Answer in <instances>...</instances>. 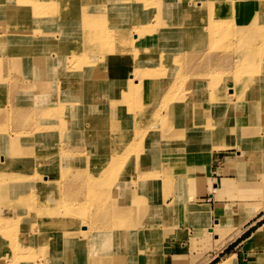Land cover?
Listing matches in <instances>:
<instances>
[{"label":"bare ground","instance_id":"6f19581e","mask_svg":"<svg viewBox=\"0 0 264 264\" xmlns=\"http://www.w3.org/2000/svg\"><path fill=\"white\" fill-rule=\"evenodd\" d=\"M214 1L217 2V5L213 3ZM241 2L239 4L244 9L243 14L234 16L233 24L242 28L246 27L249 30L257 27L260 32H264V0H243ZM223 3L224 0H201V3L199 0H0V28L5 31L0 32V43L3 41L6 43L7 38L18 35L19 44H27L14 48L15 52L24 51V53H31L30 56L33 54L36 60L34 62L32 58H29V62L37 70L30 73V76L33 77L31 79L33 85L25 86L27 91L33 90L36 93V98L40 94L42 99H45L44 111L48 108L46 118H41L36 122L32 121L24 127L17 124L14 129L16 132L14 137L7 134L0 140L3 153L0 154V170L5 167L11 169L10 173L3 172L4 176H0V181L34 180L39 185L36 191L43 194V180L40 179L46 175L45 172H48V168H54L53 164H55L57 168L61 169L71 159V153L75 152L74 154L79 155L80 149L84 146L67 147L63 151L61 142L58 146H54L59 155L55 152H47L45 147L38 148L39 140L46 130V122H49L52 127H56L61 126L62 123L67 124L77 120L80 130L83 131L77 135H81V139L86 142H93V145L85 146L83 154L93 155L94 165L87 166L83 173L73 181L78 182L76 180L78 179L86 182L83 180L89 179L94 182L90 185L92 194H89L97 199V202L95 201L97 207L95 206L92 211L85 212L86 214L82 218L84 220L78 218V222L74 225L72 222L74 216L58 211L59 207H52L54 202H58V197H48V201L44 197L41 207L46 209L47 215L38 218L36 213L33 214L34 221L40 225V228L35 230V234L37 232L43 234L50 242L65 239L70 247L85 245L91 250L97 249L96 255L111 251L117 261L124 260L129 257L122 251L127 229L121 231L122 234H120L118 229H123L121 225H128L129 229L132 228L133 231L138 232L136 233L139 234L138 238L144 234L155 235L158 228L156 226L158 221L140 225L133 220L142 209V202L146 200L145 198H150L152 187L157 183L161 185L162 180V183L166 185L162 191L171 193L176 189V193H181L180 187H183L180 182L181 174L184 165L191 161L190 155L194 149L197 151L195 156L201 157L196 161L205 163L208 162L210 156L216 158L220 156L219 152H214L212 149L207 151L209 147H235L240 150V142H234L233 137L229 134H233L235 127L233 120L237 122L240 120V129L254 117V121L260 125L263 124L262 128H264V111L262 110L264 107V73L256 77L245 78L243 76V79L238 77L237 82L224 83L225 86L229 85L237 91L240 97H243L244 92L251 86L256 90L261 87L262 93L258 99L241 100L220 89L222 86L221 77L234 74L233 69L243 64L242 74L264 72L263 65L254 64L253 58L248 57L252 50L246 51L245 46L239 52L240 55L234 63L229 61L222 72L207 66L199 67L200 64L195 63L192 73L199 71L205 80H210L199 91H180L186 89V86L176 81L177 78L173 72L183 64L185 59L170 63V70L164 68L158 71L161 75L160 80L153 76V71L144 72L141 70L137 73V67L130 65L133 63L132 56L152 58L179 50L187 34L197 39L202 33L211 32V29L213 32V24L220 26L224 22L222 19L228 15H234L231 8L225 11L221 6ZM217 6L221 7L217 9ZM10 7L14 9L8 11L7 9ZM51 18H56V21H51ZM213 20L215 21L213 22ZM158 26L162 27L164 31L160 32ZM166 26L169 27L168 30H165ZM147 36L151 37L153 41L148 43ZM254 39L255 37L249 38V42L252 43ZM218 50L219 52L216 51V48L209 47V54L205 57L210 65L213 64L215 58L222 55L224 48L219 46ZM9 51L13 52V49L11 48ZM112 54L119 57L103 60L102 66L101 58ZM244 58L246 62H244ZM4 63H6L4 67L7 66L9 69L15 67L13 66L15 62L5 61ZM134 64L137 63L134 62ZM233 65L235 67L231 69ZM172 67H174L173 70ZM67 68L71 69L66 70ZM133 72L137 74L131 76ZM224 72L227 74L225 75ZM72 74H78L84 80L85 87L80 88L82 92L73 91L71 94H67L66 91L69 89L64 90L62 83ZM198 75L196 73V76ZM195 83L197 82L195 81ZM53 84L62 85L58 90L55 89L54 92L48 93ZM1 88L4 90L2 93L4 99L1 105L4 106L5 86H0ZM85 90L89 94H86ZM48 94L50 95L48 96ZM62 94H64V99ZM77 94H82L85 97L84 104L73 102L75 100L73 97ZM149 95H156L155 99L150 100ZM68 104L73 107L68 108L64 116L60 118L57 110L68 106ZM170 105L171 107H167ZM249 107L254 109L252 114L246 112ZM230 124L231 128L228 132L225 126ZM235 132H237V127ZM135 138L140 140L137 139L136 142ZM27 139L28 141H26ZM96 141H98L97 148L94 147ZM256 141L257 148H249L251 152L256 153L257 150L259 152V149L264 147V139L259 142L256 138ZM21 142L31 143L30 153L34 155L32 161L36 166L39 165L41 176L35 173L29 175L31 170L23 168L19 163H16L15 157L10 156L15 152L14 148L21 145ZM107 154H109L108 157H106ZM120 154L121 156H119ZM37 160L38 162H36ZM77 162L82 167L85 158H78ZM118 162L124 164V169H139L138 182L136 183L130 178L125 194L120 189V182L117 181L120 176L116 172ZM148 163L158 173L148 169ZM105 164H108V171H106ZM258 166L264 168V159L258 160ZM24 174L27 175L26 178L22 176ZM148 182L149 185H146ZM134 184L142 186V190H138V194L135 193L141 198L139 200L141 205L135 199L136 203L129 205V211L126 214L117 218L118 221H115V224L110 223L111 228L108 231L87 224L88 219L91 220L92 216L98 215L104 216L107 223L111 222L110 206L109 204L102 205L105 203L104 199L100 195L101 192H97L101 186L111 187L110 194L114 199L113 203L121 204L122 201L129 203L131 197L134 196ZM29 186L31 184L24 185V189ZM29 190L32 194L30 187ZM184 190L186 191L185 188ZM176 193L171 194L172 200L169 204L162 202L161 205L152 204L150 210L154 214V218L160 216V211L166 213L176 209L175 204L179 203L182 195L181 193L180 196H177ZM29 197L31 196L27 198L29 199ZM105 197L110 196L105 194ZM22 200L21 195L15 197L13 194L12 201L5 207L7 217L11 216L9 212L15 209L26 211L21 207ZM30 201L31 205H27L26 212L31 214L35 211L33 203L36 200L30 198ZM72 205L68 206L67 211L74 210ZM18 210L13 213V216ZM80 211L78 209V212ZM192 211L197 212L196 208ZM43 218L44 220H42ZM93 228L95 231L104 233L96 236V233L90 232L93 231ZM106 232L113 234V242L104 240ZM0 233H3V230H0ZM118 234L120 235L119 239L116 238ZM21 235L29 238L32 236L31 233L28 234L25 231ZM80 236H86L85 243L79 240ZM8 252L10 251H4V254L0 256V264H19L13 261L17 260L15 254L10 256L7 254ZM65 256L73 257L72 252L66 253Z\"/></svg>","mask_w":264,"mask_h":264},{"label":"rangeland","instance_id":"374dc122","mask_svg":"<svg viewBox=\"0 0 264 264\" xmlns=\"http://www.w3.org/2000/svg\"><path fill=\"white\" fill-rule=\"evenodd\" d=\"M243 0H224L222 7H224L225 11L228 10V8H231L234 11V15H228L226 18L222 19L224 22L220 26H216L213 24V32L211 29V32L208 34L202 33L200 37L197 39H194L190 35H186L184 38V42L182 47L179 50L171 51L165 54H162L160 56L152 57V58H138L136 56H132L131 59L133 63L130 65L136 66L139 73V71L144 70V72L147 71H153V76L157 79H161V75L158 71L163 70L164 68L166 70H170L171 65L170 63L176 62L178 60H184L183 64L180 65V67L173 72L177 78V82L182 83L186 86V89H181L180 91H186V90H193V91H199L203 87L207 85V83L210 80H205V78L200 75L199 71L192 73L193 68L195 66V63H199V67L207 66L210 69L218 70L220 72L223 71V68L228 65L229 61L230 63H234L236 58L240 55L239 52L243 50V46L246 47L247 50L250 51L249 56L253 58V62L256 65H263L264 66V32H260L259 28L255 27L252 30L247 29L246 27L242 28L241 26L234 25L233 20L234 16H237L239 14H243L242 11H244L243 7L239 4ZM201 3V0H199ZM214 4L217 5V2L214 1ZM243 3V2H241ZM221 6H217L216 8L219 9ZM108 7V5H107ZM234 7V9H233ZM14 8L10 7L7 10H13ZM51 21L55 22L56 18H51ZM215 20H213L214 22ZM17 22V21H16ZM15 24V23H14ZM169 27L166 26L165 30H168ZM158 30L160 32L164 31L162 27L158 26ZM2 30L0 28V32ZM203 31V30H202ZM260 32V33H259ZM255 37L254 41L251 43L249 42V38ZM148 43L152 42L153 39L149 36ZM19 36L15 35L12 38H7V42L4 41L0 43V86H5V104L4 106L1 105L4 99L3 96V88L0 89V140L4 135H10L15 136L16 132L14 131L16 125L19 126H25L31 123L32 121H38L41 118H46L47 110L44 111L43 109V103L45 102V99H42L40 94H38L36 98V93L33 92V90L27 91L26 86L27 84H32L31 79L33 78L30 76V73L34 70H37V68L34 65H31L29 62V58H32L34 62H36L34 55L30 56L31 53H24V51L21 52H15L14 48L18 47L19 45H27L25 43L19 44ZM250 43V44H249ZM222 46L224 48V51L221 53L222 55L219 58H215L213 61V64L210 65L209 61H207V58L205 57L207 54H209L208 50L209 47L216 48V51L219 52L218 47ZM13 49V52H10V49ZM245 49V48H244ZM31 50V47H30ZM253 55V56H252ZM114 57H119L116 54L109 55L108 57L101 58V65L103 66V60H112ZM205 57V58H204ZM260 57V58H259ZM5 61H11L15 62L13 68L9 69V67L4 65L3 62ZM211 61V59H210ZM136 62L137 64H134ZM244 62H246L244 58ZM236 65V64H235ZM231 69H233L235 67ZM244 65V64H243ZM243 65L240 67H237L236 69H233L235 71L234 74H227V72H224L226 76H220L222 78V86L220 89L226 91L229 93L232 97H238L241 100H255L261 97L262 91L260 90L261 87H258L257 90L251 86L247 91L244 92L243 97L239 96V93L232 89L229 85H224L226 82H237L239 79L238 77L245 76V78L249 77H256L260 74H263L264 72H256L251 74H242L241 71L243 70ZM72 68V67H71ZM71 68H67L66 70H70ZM174 67H172V70ZM214 71V72H215ZM209 72V71H208ZM136 72L131 73V76H134L137 74ZM196 73L199 74L196 76ZM42 79V78H39ZM86 80V79H85ZM195 81L197 83H195ZM49 83V82H47ZM46 83V84H47ZM64 90L67 88L69 89L66 91V93L71 94L73 91L82 92L83 86L85 87L84 80L78 75V74H72L70 77L65 80V82L62 83ZM62 84H59V86L49 85L51 86V90H48V93L54 92L55 89L58 90ZM48 86V87H49ZM42 88V84L40 85ZM11 88V90H10ZM54 89V90H53ZM10 90V91H9ZM86 94H89L88 91H86ZM9 93V95H8ZM43 93V91H42ZM35 94V97H34ZM50 94H48L49 96ZM64 94H62L63 98ZM156 95H149L148 98L150 100H154ZM75 100L74 103L78 102L80 105L85 103V97H83L82 94L74 95L73 97ZM64 99V98H63ZM179 101V100H178ZM72 102V101H71ZM72 102V103H73ZM172 105V104H171ZM167 106V107H171ZM70 104L66 107H62L57 110L58 115L64 116L66 110L68 108H72ZM253 107H249L246 112L251 113L253 111ZM264 111V107L262 108ZM253 119V120H252ZM254 117H252L249 123H245L240 129L241 122L240 120L237 122L233 120L234 123V129L233 134L230 136L235 137L236 140H233L234 142H240L241 146V152H248V155L254 156V158H257V162L260 159H264V150L259 149L256 151V153L249 148H257L256 138L261 142L264 139V135H262L260 132H263V124L257 123V121H254ZM237 127V132H235V128ZM225 128L230 132L231 124L228 126H225ZM26 132V130H24ZM58 132V133H57ZM83 131L80 130V126L78 121L76 120L71 123H62L61 126L52 127L49 122H46V130L43 132L42 137L39 140L38 148L45 147L47 152H55L59 155L58 150L54 146H58L59 143L62 142L61 149L65 151L67 147L69 148H78V146H85L88 144L93 145V142H86L81 139V135H77L78 133H82ZM235 132V133H234ZM139 139V138H137ZM135 138V141L137 140ZM140 140V139H139ZM28 141V139L26 140ZM139 144V142H138ZM2 142H0V154L2 153ZM94 147H98V141H96ZM254 147V148H253ZM25 148V149H24ZM84 148L82 147L81 152L78 154L71 153L67 163L61 168H57L55 164H53L54 168H48V172H45V176L40 179L43 180L42 184L44 187L43 194L36 191V188L39 186L36 184L34 180L30 179H14V180H4L0 181V230H3V233H0V256L4 254V251H10L7 254L12 256V254H15L14 256L17 257L16 263L19 264H76L78 258L80 257L84 261H80V263L89 262L91 264H100V258L96 250H91L87 248L85 245L81 246H72L70 247V244L65 242V239L62 241L55 240L53 242H50V240H46L43 234L37 232L35 234V230L40 228V225L34 221L33 214L36 213V216L38 218L43 217L47 215L46 209H43L41 207V202L44 197H46L48 201V197H58V202H54L52 204V207L58 208V211L62 213H66L68 215L74 216L72 219V222L74 225H76V222H78V218L81 220L84 217L85 212L92 211L95 209L97 199H95L91 193V184L94 182L87 179L83 180L86 182L79 181L76 179L81 185H78L79 183L76 181H73L76 177L80 176L84 169L87 166H93L94 165V158L93 155L83 154ZM212 148V147H211ZM31 149V143H22L19 146H16L14 148V153L10 156L15 157L17 162L19 163L23 168H28L31 170L29 175L40 174L41 176V169L39 165H35V163L32 161L33 154L30 153ZM214 149V148H213ZM212 149V151H213ZM214 152H219L218 148ZM97 151V149H96ZM196 150H192L191 152V162H194L201 158L200 156H195ZM237 152H240L237 150ZM65 154V153H61ZM122 154V153H121ZM121 154L119 156H121ZM41 155V154H38ZM194 155V156H192ZM109 154L106 155L108 157ZM240 157V155H238ZM242 157V156H241ZM85 158L84 166L80 167L77 159ZM87 159V160H86ZM38 162V160L36 161ZM124 163V162H123ZM149 166V163L147 164ZM106 171H108V164H105ZM148 169L157 172L156 169L152 165L147 167ZM118 169L116 172H118L119 178L117 181L120 182L121 186L120 189L123 191V194L127 191L126 188H128V181L130 178H132L136 183L138 182L139 177V169H124V164H120V162L117 163ZM146 169V168H144ZM11 169L9 167H5V169L0 170V176H4V171L11 172ZM110 170V167H109ZM159 173H161L159 171ZM8 174V173H7ZM122 175V177H121ZM24 178L27 177L26 174L22 175ZM177 177V176H176ZM175 177V178H176ZM137 179V180H136ZM127 180V181H126ZM10 181V182H8ZM39 181V180H37ZM8 182V183H7ZM156 184V186L152 187L153 191L150 198H145L146 200L142 202L143 207L151 208L152 204H156L154 202L155 199L160 198V201H165L166 199L170 198L171 194L173 195L174 192H167L165 193L162 189L166 188V185L162 183ZM31 184L30 189L32 191V194H30L29 187L24 189V185ZM85 184V186H83ZM143 185V184H142ZM149 185V182L146 184ZM133 197L128 202H121V204H114V199L111 196L110 188L111 187H103L101 186L97 192H101L100 195L103 197L104 202L102 205H108L110 206V212L111 213V222H106L105 217L92 216V219H88L87 224L90 226L95 227H101L104 228L105 231L110 230L111 225L115 224L119 217H121L124 213L126 214L129 210L130 204H135V199L138 201L141 200L139 196H136L138 194V190H142V186H138L137 184L133 185ZM144 187V186H143ZM161 190V191H160ZM176 190V189H175ZM174 190V191H175ZM180 192H177L176 195L180 196L181 198L179 200L178 204H175L176 209L173 211H168L166 213H163V211H160L159 214L165 219L169 220L168 216H171V214H192L196 213L192 211V209L196 208L195 201L192 200V202L186 201V191L183 187H180ZM90 193V194H89ZM136 193V194H135ZM13 194H15V197H20V195L23 197V200L21 201V204L23 208L28 210L27 205L29 204L30 198H35V202L33 203V206L35 208V211L33 213L23 212L19 211L18 209H15L11 212V216L7 217V211L5 210L7 204H9L13 199ZM105 194L109 195L110 197H105ZM96 195V194H95ZM94 195V196H95ZM28 196L29 199L27 198ZM165 197V198H164ZM106 199V200H105ZM113 199V200H112ZM175 200V199H174ZM28 203H25V202ZM96 201V202H95ZM145 202V203H144ZM165 203V202H162ZM47 204V202H46ZM73 204L71 207L75 210L67 211L68 206ZM139 204L141 205V201H139ZM46 206V205H45ZM81 210L78 212V209ZM97 207V206H96ZM192 207V209H191ZM49 208V207H48ZM119 208V209H118ZM112 209V210H111ZM15 213V216H13V213ZM117 213V214H116ZM120 213V214H119ZM80 215V217H78ZM90 215H92L90 213ZM116 217V218H115ZM118 218V219H117ZM154 218V217H153ZM157 218H154L153 220H150L149 223L155 221ZM41 220V219H40ZM44 220V218L42 219ZM158 220V222H161L162 224H168V220ZM116 221V222H115ZM94 223V224H93ZM100 223V224H97ZM123 226V229H118L120 234H122L121 231H124L126 229H129L128 225H121ZM25 231L32 234L31 238L28 236H22L21 233ZM93 231L94 228H93ZM90 231L92 233H96V236L99 234H102L104 232H98L97 230L95 232ZM72 232V230H71ZM106 236L104 237V240L107 239V242L114 241L113 234L106 232ZM247 233V232H246ZM244 233L243 235H245ZM93 235V234H92ZM119 234L116 236L117 239ZM86 236H80L79 240L85 241ZM5 238V241H4ZM117 241V240H116ZM49 242V244H47ZM60 242V243H59ZM57 245V246H56ZM56 246V247H55ZM84 246V247H83ZM69 247V248H68ZM124 248V249H123ZM94 251V252H93ZM123 253H126V255L129 254V251L125 249V245L122 246ZM72 252L73 257L67 258L65 256L66 253ZM128 252V254H127ZM13 256V257H14ZM9 257V256H7ZM106 260L104 262L109 264V261L115 264H122L124 263V260L117 261V258H115V255L112 257L105 256ZM217 259L213 260L216 261Z\"/></svg>","mask_w":264,"mask_h":264},{"label":"crops","instance_id":"0c3cea01","mask_svg":"<svg viewBox=\"0 0 264 264\" xmlns=\"http://www.w3.org/2000/svg\"><path fill=\"white\" fill-rule=\"evenodd\" d=\"M218 150L220 156H210L208 164L190 161L184 165L180 182L186 189V201L194 200L197 212L171 214L167 225L156 224L152 236L138 238V232L127 229L124 245L130 251L122 264H264V168L258 166L257 158L238 148ZM171 200L172 196L165 203ZM154 202L161 205L163 201ZM153 215L142 207L133 220L148 224ZM156 220L166 219L160 215ZM98 255L100 264H108L105 256H114L111 251ZM80 261L84 260L79 257L76 264H91Z\"/></svg>","mask_w":264,"mask_h":264}]
</instances>
